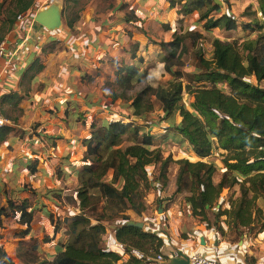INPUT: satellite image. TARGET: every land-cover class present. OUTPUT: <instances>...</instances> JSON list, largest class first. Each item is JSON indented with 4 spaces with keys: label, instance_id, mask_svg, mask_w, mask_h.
<instances>
[{
    "label": "trees",
    "instance_id": "16d2710c",
    "mask_svg": "<svg viewBox=\"0 0 264 264\" xmlns=\"http://www.w3.org/2000/svg\"><path fill=\"white\" fill-rule=\"evenodd\" d=\"M256 1L257 13H260L262 21L255 16L248 24L240 26L237 18L230 14L215 18L214 14H219L222 9L215 0H169L172 8L181 6L187 14L198 13V23H205L207 31L219 29L233 32L244 26V33L258 29L259 34L256 38L245 37L243 41L214 39L213 58L208 60L200 54L195 72H185L183 57L189 51L187 40L196 44L203 39V34L191 30L175 33L171 42L159 44L166 51L161 62L172 80L157 88L146 86L131 97H127L125 92L133 89L132 81L139 70L134 66L128 67L126 72L118 70L117 79L111 84L114 92L107 96L112 100L109 109L117 104V100H125L138 121L132 120L131 125H126L112 118L102 128L93 126L97 132L94 131L92 138L84 141L87 152L80 161L84 167L77 174L80 214L65 219L69 226L68 243L61 251L53 254L51 261L29 253L26 254L29 261L20 257L22 263L120 264L122 257L119 254L102 248L103 237L107 233L104 222L119 218L126 222L115 229L118 243L126 250L137 251L145 256L159 255L164 246L160 237L144 229L126 226L131 221L129 211L142 216L147 209L145 198L149 182L148 167L160 165V176L165 184L168 166L172 161L170 158L161 161L159 149L153 145L151 132L140 133L139 127L144 126V123L153 128L147 121V112L153 98L159 102L162 112L158 123H167L172 116L176 119L178 115L180 121L174 119L165 129L174 128L194 152L197 162H177L180 172L176 181L177 192L182 191L186 180L192 182L191 196L187 198V203L194 216L209 221L208 211L214 208L223 190L239 185L241 197L233 200L231 208L219 213L217 217L226 216L235 231L250 229L255 225L256 220L263 215L257 207V201L264 198V0ZM53 2L13 0L17 12L9 11L8 15L7 28L14 31L7 34L8 52L17 50V54L0 82L3 104L6 100L18 98L16 89L22 75L28 77L36 69V73L29 76L31 81L43 69L39 59L34 60V57L44 50L41 40L51 41L53 37V32L48 29L36 31L32 28L30 31L28 26L17 21V17H33L43 7H52L50 4ZM251 9V6L247 8L245 16ZM253 14L256 15V11ZM134 19L128 17L125 21L134 22ZM74 21L69 22V28H73ZM3 40L4 35H0V43ZM63 40H67V36ZM73 41L69 38L67 42L72 43L71 50L75 52ZM113 63L116 65V62ZM28 64L31 66L26 69ZM219 85H226L230 93H226ZM69 91L74 95L73 91ZM185 94L193 99L190 108L184 102ZM6 117L15 121L11 115ZM11 131V127L0 128V145L7 140ZM132 140L137 143L128 144ZM214 149L226 153L223 163L227 173H235L230 178L224 173L218 184H215L213 178L217 167L213 163H206V158ZM109 175L113 177L111 182L107 180ZM19 212L22 218L20 223L29 228L33 213L27 209ZM27 233L25 231L23 235ZM0 264H13L2 249ZM125 264H146V259L132 256Z\"/></svg>",
    "mask_w": 264,
    "mask_h": 264
},
{
    "label": "rangeland",
    "instance_id": "374dc122",
    "mask_svg": "<svg viewBox=\"0 0 264 264\" xmlns=\"http://www.w3.org/2000/svg\"><path fill=\"white\" fill-rule=\"evenodd\" d=\"M218 1L222 3H217L222 9L219 14H214L215 18L230 14L237 18L241 26L248 24L250 19L256 16L253 14L256 0ZM50 5L56 6L60 11L62 24L52 31L51 41L41 40L40 44H43L44 50L34 57V60L39 59V64L43 65V69L37 73V83L31 85L29 80V76L36 73L34 69L25 77V83L19 89L20 97L4 102V116L11 115L15 121L7 119V127H11L12 131L0 145V215L3 214L0 216V249L13 264H24L20 260L21 256L29 261V256H26L29 253L49 260V253L54 248L63 247L61 243L64 238L69 240V229L67 230L62 222L75 211L80 214L75 206L76 190L79 187L77 174L84 165L79 167L77 162L86 156L87 147L84 141L92 138L93 132L97 130H94L93 126L102 128L112 118H117L126 125H131L132 120H136L125 100H117V104L109 109L112 100L107 96L114 92V86L111 84L116 81L118 70L126 72L130 66L139 70V74L132 81L133 89L125 92L127 97L141 92L146 86L157 88L172 80V76L165 72L161 62V57L166 55V51L162 49L164 53L161 57L152 59L157 53H151L149 56L143 51L147 40H152L151 42L161 48L159 44L171 42L175 33L189 30L202 33L203 39L196 44L187 40L189 51L183 57V71L195 72L200 54L208 60L213 58L214 39L243 41L245 37L256 38L259 34V30L255 29L247 32L245 36L244 26L231 33L223 30H220V33L218 30L207 31L205 23L193 22L192 14L169 12L168 4L161 7V0H54ZM249 6L252 8L250 13L243 17L242 12L246 13ZM46 7L40 9V12L46 10ZM152 8L156 10L152 20L157 24L150 27V21H147L146 27L142 25L143 27L138 28L139 31L126 24L125 19L132 17L135 18L134 23L139 25V18L144 13L149 14ZM9 11L17 12L13 0H0V35H4V38L10 31L7 28ZM172 13L175 14L171 16ZM72 20H75L73 28H69V22ZM168 20L169 23L170 20L175 21L176 27L173 31L166 30ZM65 36L67 40H63ZM69 38L75 42V52L71 50L72 43L67 42ZM113 62H116V65ZM30 66L31 64H28L27 68ZM262 86L264 87V84ZM218 87L230 93L226 85ZM16 100L18 106L14 107ZM184 102L186 107L190 108L193 99L185 94ZM27 108L31 111L29 115L25 113ZM148 110L147 121L153 128L144 123V126L139 127L140 133L153 134V145L161 147L159 157L174 161L173 157L177 155V158H182L179 160L197 162L191 152L192 148L183 136L174 128L165 129L173 123L175 116L167 123H158L162 112L155 98L152 99ZM175 120L180 121L178 115ZM26 128L28 130L24 131ZM134 143L137 142L132 140L128 144ZM225 157V152L214 149L206 158V163H213L217 167L213 177L215 182H220L224 173L229 178L235 175L232 172L227 173L223 163ZM157 170L159 171V167ZM112 179V175L107 177L109 182ZM191 186L192 182L186 180L182 191L177 192L175 183L173 190L176 193L172 192L166 199L164 208L170 209L178 201L184 216L189 213L190 217L199 222L204 219L194 216L187 203V198L191 196ZM225 192L227 195L220 207L218 208L217 200V206L208 211L207 224L214 225L227 242L244 239L251 243L250 250L261 251V245L256 239L259 236L264 238V198L257 201V207L262 210L263 215L256 220L255 225L250 229L235 231L230 226L229 219L220 217L218 221L217 216L230 209L233 200L241 197V189L236 185L234 188L224 189L222 193ZM22 209L33 213L29 228L20 223L22 218L19 211ZM153 210L155 213L158 211L157 207ZM140 219L142 218L134 214L129 222H141ZM125 222L120 218L104 222L108 231L103 238ZM154 228L158 232V228ZM25 231L28 233L23 235ZM144 231L148 232L146 229ZM182 237L187 238V235ZM106 242V239L103 240V248ZM156 256L146 254V263L153 261ZM247 260L249 264L257 263L252 255L248 256Z\"/></svg>",
    "mask_w": 264,
    "mask_h": 264
},
{
    "label": "crops",
    "instance_id": "0c3cea01",
    "mask_svg": "<svg viewBox=\"0 0 264 264\" xmlns=\"http://www.w3.org/2000/svg\"><path fill=\"white\" fill-rule=\"evenodd\" d=\"M153 1H155V0H153ZM164 4L165 5L168 4L167 6L169 8V12L170 11H174L176 13L183 12V15H187L186 11L181 6H177L175 8H172L170 3H169V0H161V7H163ZM254 8L256 11V17H258L259 21L261 22L262 21L261 15H260V13H257L258 3L255 2ZM154 10L155 9L152 8V10L149 12V14L144 13V15H142L139 18V20H141L140 21L141 25L140 24L138 25L137 23H134V22H129V23L126 22V24L136 31H139L138 28H141L143 26L146 27L147 21H150L149 22L150 27H152L153 25L157 24L156 21L152 20L153 15L156 11V10L155 11ZM39 12L36 14L32 28L38 29L39 31H43L46 28L43 25L39 24L36 20ZM243 13L244 12H242L241 15L243 17H246L245 13L244 14ZM174 14L175 13H172L171 16H173ZM192 16L194 17L193 22L198 23V19H199L198 14L192 13ZM134 17H136V16H134ZM161 18H162V16H161ZM149 19H151V20H149ZM167 22H168V24L166 25V30L173 31L174 28L176 27L175 21L170 20V23H169V20H168ZM36 25L38 27H36ZM144 29H146V28H144ZM215 30H218L219 31L218 33L221 32L219 29H215ZM11 31H12V29L10 30V32ZM30 31H31V29H30ZM249 31H247V32H249ZM223 32H225V31H223ZM247 32L244 33L245 36L247 35ZM226 33H231V32H226ZM151 41L152 40H150V42H149V40H147V43L144 44L143 51L146 54L148 53L149 56L151 55V53H157V54H155L154 58L152 57V59L156 60L158 57H161V54L164 52H163L162 48H159L158 45H156L154 42H151ZM155 41H157V40H155ZM148 43H150V44L148 45ZM149 50H151V51H149ZM2 71L3 70H1V68H0V75H1ZM37 79L38 78L36 77L35 81H30V84L35 85L37 83ZM24 83H25V76L22 75L21 78L19 79V86L17 88L18 90L16 91L18 94V98L20 97L19 96L20 95L19 89L21 88V86L24 85ZM17 102L18 101L16 100V102L13 104L14 107L18 106V104L15 106V104ZM2 109H3L2 113H4V104H3ZM30 112L31 111L28 108L25 111L26 115H29ZM3 116H4V114H3ZM4 117L7 119L6 116H4ZM25 130H28V128L24 129V131ZM157 148L159 149L161 147L158 146ZM191 152L194 154L193 150ZM165 159H167V158H163V159H161V161H165ZM179 159H182V158H177V155H176L175 157H173L174 161L170 162V164L168 166V171H167L168 172L167 181L165 184L162 183V179L160 176V165H153V166L148 167L149 182L147 185V192H146V208L147 209H146V213L144 212L142 214V216L136 215L137 217L142 218V219H140V221L143 223V225H144L143 228L146 229L148 231V233H153L163 240L164 246L160 250L159 254L163 255V257L165 258L164 264H170L171 260H172L170 256L175 255L178 252H181L185 255H188L189 257L199 254V255L209 256V257H212L215 259L217 258L222 264H249L247 257L252 255L257 262L256 264H264V238H260V236H259V238L256 239L257 243L261 245V246H259L261 251L253 252L252 250H250L251 243L250 242L248 243L247 240L243 239V240H238L236 242H231V241L227 242L225 240V238L222 236V234H220V232L214 227V225H212L211 228L209 227L206 220L205 221L204 220L199 221L200 222L199 223L198 221H196V219H194L193 217H190L189 213L185 217L183 214L184 212L180 211V204L178 201L173 204L172 208H170V209L164 208V203H165L166 199L168 197H170L173 193H176V191L173 190V188L175 186V183H177L176 182L177 177H178V174L180 172V166H179V164H177V162L180 161ZM70 164H72V163L70 162ZM73 164H75V163L73 162ZM77 164L79 165V167H80V165H83L82 162H77ZM77 164H75V165H77ZM157 167H159V171L157 170ZM214 182H215V178H214ZM218 183L219 182H217V181L215 182V184H218ZM170 185H171V187H170ZM232 188H234V187H232ZM77 190H76V192H77ZM234 191H235V189H234ZM226 192L222 193L218 197V199H217L218 203H219L218 208L220 207V203L222 202L224 197H226L225 196V195H227ZM75 206H76L77 211H80L78 200H75ZM155 207H157V210H158V211H156V213L153 210V208H155ZM187 209H189V208H187ZM77 214L78 213L75 211L74 214H70V215H77ZM128 215L133 216L134 213L132 211H129ZM221 218L226 219L227 217L222 216ZM217 219L219 221L218 217H217ZM65 222L66 221L64 220L62 222V224L68 230L69 226ZM154 227L158 228L157 229L158 232H156V230H155L156 228H154ZM159 228L161 229L160 231H159ZM107 231H108V228H107ZM183 235H187V238L182 237ZM105 239L107 240V242H106L104 249H107L108 252H113V253L119 254L122 257L120 264H125V263L129 262L132 256H135V257L140 258V259H143V258L146 259V256L144 254L137 252V251L126 250L124 246H122L120 243H118V241L116 239V231L115 230H113L110 233L108 232V235L106 236V238H103V240H105ZM203 239L205 242L204 244L202 243ZM58 242H59V240H58ZM63 243L66 246V244L68 243V240L64 238L63 242L61 243V245H63V248H64L65 246ZM102 245H103V243H102ZM61 249H62V247L54 248L52 250V252L49 253L51 259L53 258V254L58 253L59 251H61ZM146 264H158V263L156 261H151L150 263H146Z\"/></svg>",
    "mask_w": 264,
    "mask_h": 264
},
{
    "label": "built area",
    "instance_id": "2783aa9c",
    "mask_svg": "<svg viewBox=\"0 0 264 264\" xmlns=\"http://www.w3.org/2000/svg\"><path fill=\"white\" fill-rule=\"evenodd\" d=\"M36 17V14L33 17H26L25 15H20L17 17V21L25 26H28L30 29H32L34 19ZM28 24V25H27ZM16 30V29H15ZM11 32H14L13 30ZM8 44H9V35H7L4 40L0 43V68L2 71L0 75V82L2 77L6 74L7 70L10 69V65L13 63V58L17 54V50H15L13 53L8 52ZM0 86L1 83H0ZM3 108V99L2 96H0V128L7 127L9 124L8 120L3 116L2 109ZM174 255H171V259ZM153 261H156L158 264H164L165 258L163 255L159 254L157 255ZM190 263L189 264H222L217 258H212L205 255H193L190 257Z\"/></svg>",
    "mask_w": 264,
    "mask_h": 264
},
{
    "label": "water",
    "instance_id": "95a60500",
    "mask_svg": "<svg viewBox=\"0 0 264 264\" xmlns=\"http://www.w3.org/2000/svg\"><path fill=\"white\" fill-rule=\"evenodd\" d=\"M216 3L219 5H222V3L218 0H216ZM61 13L58 10L56 6H52L45 11L38 14L36 20L39 24L43 25L46 29L50 31H54L58 29L61 24ZM128 227H135L139 229H143V223L142 222H129L126 224ZM202 243L204 244V239L202 240ZM190 257L188 255H185L181 252H178L175 254L171 260L170 264H189Z\"/></svg>",
    "mask_w": 264,
    "mask_h": 264
}]
</instances>
